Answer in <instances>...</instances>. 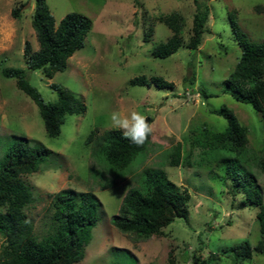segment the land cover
I'll use <instances>...</instances> for the list:
<instances>
[{"label":"rangeland","instance_id":"obj_1","mask_svg":"<svg viewBox=\"0 0 264 264\" xmlns=\"http://www.w3.org/2000/svg\"><path fill=\"white\" fill-rule=\"evenodd\" d=\"M199 1L209 14L201 45L193 50L187 43L193 34L194 0H45L56 24L68 13L91 21L84 46L68 59L64 71L48 78L29 70L23 54L25 42L31 51L38 49L31 25L34 0H0V163L18 138L51 151L36 172L21 176L32 192L24 212L37 240L54 231L51 202L61 190L91 192L101 202L84 257L74 264H264L257 207L243 193L228 190L223 158L200 164L202 149L192 142L202 138L204 129L223 131L227 121L219 112L223 106L232 111L248 131L247 154L240 166L254 174L264 202V173L257 166L264 142L262 114L225 92L223 84L241 55L228 13L236 10L242 31L252 41L264 42V0ZM20 3V15L14 18L12 9ZM171 14L182 18L183 43L171 55L155 57L153 48L172 35L162 20ZM6 68L23 69L45 102L58 99L51 84L67 88L84 112L66 115L59 135L47 136L37 106L16 87L14 78L3 75ZM136 77H145L147 84H131ZM151 77H161L172 87L159 88ZM133 109L152 119L149 145L124 172L113 173L93 152L95 140L86 144V139L93 130L97 137L117 129L110 113ZM176 144L188 164L169 165ZM150 168L187 190L188 216L176 218L160 235L137 239L118 231L110 220L126 192L139 188L143 171ZM245 244L250 258L234 259L232 249Z\"/></svg>","mask_w":264,"mask_h":264},{"label":"trees","instance_id":"obj_2","mask_svg":"<svg viewBox=\"0 0 264 264\" xmlns=\"http://www.w3.org/2000/svg\"><path fill=\"white\" fill-rule=\"evenodd\" d=\"M196 11L193 14V34L187 47L198 49L206 31L208 7L194 0ZM22 4L12 9V16L19 17ZM231 31L238 44L241 55L235 69L224 80L225 92L235 94L237 100L250 104L260 112L264 121V42L252 41L242 31L237 20L236 10L228 13ZM171 30V37L153 48L155 57L164 58L182 45V18L178 14L162 17ZM31 25L35 32L38 49L31 51L28 42L24 43L23 54L27 58L29 70L41 71L48 78L67 67L68 59L84 46L91 28V21L77 13L66 14L58 24L50 13L45 0H34ZM3 75L16 80V87L26 94L38 108L45 133L55 137L66 115L83 113L84 105L67 88L51 84L56 90V102H45L38 90L26 78L20 68H6ZM157 87H172L161 77H151ZM131 84L145 85V77H136ZM205 98L209 95L202 91ZM219 114L227 121L221 132L204 129L200 140L193 138V144L201 147L200 164L223 158L224 175L230 182V192H241L245 199L257 207L256 217L259 231L264 234V202L262 190L254 174L241 168L245 162L248 131L236 116L223 106ZM148 122L152 119L147 116ZM136 145L125 138L120 129L105 130L95 137L94 130L88 135L86 144L94 141L93 152L103 165L113 173L124 172L139 154L147 151L149 141ZM95 137V138H94ZM51 151L44 147L30 146L26 138H18L5 150L0 163V235L3 245L0 248V264H74L84 257V246L91 239L93 228L102 210L101 202L91 192L77 193L64 189L52 197V219L55 227L52 233L37 240L34 226L24 209L32 202V192L22 180V175L36 172ZM257 166L264 173V142L257 157ZM188 164L181 159L180 145L172 148L169 165ZM208 165V164H207ZM190 196L186 189L180 190L158 169L143 171L139 188L129 189L119 207L118 214L112 216L110 223L121 233L134 235L137 239H148L160 235L163 229L176 218L187 220V203ZM257 248L261 250V242ZM234 259L250 258L248 244L238 245ZM210 260L213 261L212 257ZM211 261V262H212ZM237 262V261H236Z\"/></svg>","mask_w":264,"mask_h":264},{"label":"clouds","instance_id":"obj_3","mask_svg":"<svg viewBox=\"0 0 264 264\" xmlns=\"http://www.w3.org/2000/svg\"><path fill=\"white\" fill-rule=\"evenodd\" d=\"M112 125L120 129L125 138L136 145H143L153 132V125L147 116L138 110L128 112L114 111L110 113Z\"/></svg>","mask_w":264,"mask_h":264}]
</instances>
